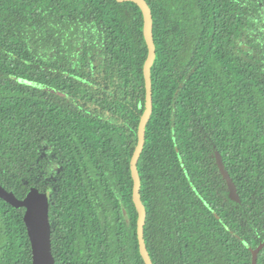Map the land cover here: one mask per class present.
Returning <instances> with one entry per match:
<instances>
[{"label":"trees","instance_id":"16d2710c","mask_svg":"<svg viewBox=\"0 0 264 264\" xmlns=\"http://www.w3.org/2000/svg\"><path fill=\"white\" fill-rule=\"evenodd\" d=\"M146 1L156 60L138 171L150 257L251 264L248 246L264 242V0ZM143 30L133 2L0 0V184L19 199L50 191L56 264H145L130 170ZM24 213L0 198V264H33Z\"/></svg>","mask_w":264,"mask_h":264},{"label":"water","instance_id":"95a60500","mask_svg":"<svg viewBox=\"0 0 264 264\" xmlns=\"http://www.w3.org/2000/svg\"><path fill=\"white\" fill-rule=\"evenodd\" d=\"M118 3L133 2L137 4L144 18V37L148 47V57L144 65V78L146 88V102L145 111L141 117L138 132H137V145L133 153L130 170L134 181L133 188V201L138 212L137 222V235L139 241L140 254L145 264H154L149 251L146 246L144 238V227L146 223V208L141 199V178L138 171V162L146 142V126L151 119L153 112V91H152V77L151 71L156 60V45L153 36V15L152 10L146 0H116ZM21 83L35 86L36 88L49 91L55 94H62L57 89L48 85L37 83L34 81L19 79ZM217 163L220 172L227 182L230 197L235 201H239L236 184L231 178L229 172L226 170L225 164L220 154H217ZM0 198L20 209L24 208L25 213L23 220L26 224L28 236L32 248L33 264H56V259L52 251V225L50 221L51 210V193L50 191L41 192L38 188L33 187L23 199H19L14 192L6 190L0 184ZM123 215L129 225V214L126 208L122 207ZM252 252L251 264H258V257L260 252L264 249V242L253 249L248 246Z\"/></svg>","mask_w":264,"mask_h":264},{"label":"rangeland","instance_id":"374dc122","mask_svg":"<svg viewBox=\"0 0 264 264\" xmlns=\"http://www.w3.org/2000/svg\"><path fill=\"white\" fill-rule=\"evenodd\" d=\"M260 23H262L261 25H260V28H261V30H264V12L262 13V18H261V20H260ZM83 42L82 41H80L79 42V45H78V52L77 53H81V51H82V49H83V44H82ZM78 54V55H79ZM77 55V56H78Z\"/></svg>","mask_w":264,"mask_h":264}]
</instances>
